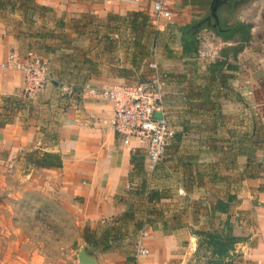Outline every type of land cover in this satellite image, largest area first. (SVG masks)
Returning a JSON list of instances; mask_svg holds the SVG:
<instances>
[{"label":"crops","instance_id":"1","mask_svg":"<svg viewBox=\"0 0 264 264\" xmlns=\"http://www.w3.org/2000/svg\"><path fill=\"white\" fill-rule=\"evenodd\" d=\"M155 1L0 0V63L11 52L33 50L47 60L50 81L45 92L22 98L23 74L0 66V98L15 97L13 108L20 104L12 121L0 126V169L9 183L11 176L25 183L18 197L36 193L73 216L76 236L67 244L64 264H79L81 248L94 264H197L192 229H206L209 218L217 228L227 216L241 238L230 252L232 264H264V188L259 189L264 175L243 173L236 181L226 179L233 190L215 191L220 168L234 166L238 149L231 136L237 125L244 127V137L258 131L256 124L264 126V0H225L216 18L211 0H165L168 19L155 16ZM136 11L148 16L143 30L123 19ZM218 11L225 24L251 26L248 42L237 52V35L224 39L213 29ZM188 24L204 26L193 54L183 52L180 28ZM141 52L148 56L142 59ZM150 60L168 74L164 106L174 135L161 160L142 176L144 150L122 143L110 123L111 102L96 92L140 78ZM42 152L59 155L61 166L34 163ZM168 184L190 202L184 220L182 213L158 206L171 198ZM152 190L160 198L148 203ZM204 193L210 194L207 205ZM229 196L228 211L211 215L214 202ZM250 209L254 213L247 218ZM140 222L143 227L136 230ZM85 229L95 238L106 231L124 236L103 250L85 242ZM139 248L148 253L139 254ZM33 264H42L41 257Z\"/></svg>","mask_w":264,"mask_h":264},{"label":"rangeland","instance_id":"2","mask_svg":"<svg viewBox=\"0 0 264 264\" xmlns=\"http://www.w3.org/2000/svg\"><path fill=\"white\" fill-rule=\"evenodd\" d=\"M221 17L227 22L231 19L230 16L225 13L222 14ZM27 53L35 54L36 52L29 50L24 54ZM36 54L41 56L38 53ZM45 61L47 62V60ZM46 84L50 85V81L48 80ZM43 91L45 92V89ZM29 94L31 93L24 91L21 97L24 98ZM2 106H4V102L1 97L0 114L6 112L2 109ZM19 106L20 104L16 106L17 108H12L13 112L8 110L9 114L15 115L16 111L20 109ZM256 127L260 128L256 134H252V138L258 140V145L253 152V158H255V160H253V158L251 159V166L256 165V167H258L259 164L264 166V126L256 124ZM236 131L237 135L231 136V141L234 143L244 133V127L238 124ZM222 133L223 132L220 133L221 138L224 136ZM247 134H249L248 131ZM222 142H220V144L226 143L225 140H222ZM228 157H233V153L231 152L227 158ZM245 163V157L237 152V156H234V166L231 169L224 167L220 168V184H218L215 189L217 194H223V190H227L228 188L233 190L234 185L231 184L228 186V180L236 181L243 173L246 175L248 172H258L261 167L260 166L259 169L249 168L246 170V168L243 167ZM149 170L151 169L147 162V167L144 168L141 175L149 174ZM5 176L7 181L5 169H0V264H25L26 260L29 262L32 261L31 264H33V259L39 257H41L42 264H64L63 259L65 249L68 246L67 244L76 236L77 228L73 216L63 205L57 204L56 201L44 200L36 193L26 191L27 193L23 197H18V193L25 187V183H21L20 179H15L12 176L10 177V183L8 181L6 182ZM168 185L169 187H167V190L171 198L166 201H159L158 206L160 208L172 209L173 213H182V219L184 220V206L189 205L190 202L184 200V192L179 190V187L172 184ZM203 188H210L209 190L213 191L211 189L212 186L209 185ZM9 193H12V195H8ZM209 195L206 193L202 194L203 200H205L204 204L206 205V198ZM207 200L209 201V199ZM195 203H197L196 208L203 207L201 203ZM253 213L254 210L250 209L246 217L248 216L247 218H251ZM224 220V218L219 220L220 223H218L217 228L220 227V224H222ZM215 224L216 221H211L210 218L204 221V227L206 229H215L213 226ZM196 230L200 229H192L193 232ZM203 253V247L195 253L198 259L197 264H204L205 257H203ZM23 259H25V262Z\"/></svg>","mask_w":264,"mask_h":264},{"label":"built area","instance_id":"3","mask_svg":"<svg viewBox=\"0 0 264 264\" xmlns=\"http://www.w3.org/2000/svg\"><path fill=\"white\" fill-rule=\"evenodd\" d=\"M152 7L156 17L170 18L165 0L155 1ZM0 66L19 70L23 74L24 91L27 93L42 90L49 80V66L36 53L21 55L11 52ZM146 67L148 72L143 78L114 84L96 93L111 102L110 123L122 143L131 150L143 149L148 166L153 169L161 160L174 129L164 106L168 74L159 68L155 60L148 61ZM133 139L136 140L135 145L131 144ZM137 252L147 254L148 250L139 248Z\"/></svg>","mask_w":264,"mask_h":264},{"label":"trees","instance_id":"4","mask_svg":"<svg viewBox=\"0 0 264 264\" xmlns=\"http://www.w3.org/2000/svg\"><path fill=\"white\" fill-rule=\"evenodd\" d=\"M217 17L218 19L220 17L219 11ZM123 19H128L127 22L130 23V27L134 29L143 30V28L148 25V16L142 12H129ZM203 27V24L200 26H197L196 24H188L180 28L184 54L196 53V33ZM250 28L251 26L246 23L235 22L233 24H225L221 22V19H219V23L213 27L215 32L218 35L222 36L224 39H231L235 35L239 37V43L235 46L234 52H237L239 50V47L242 43L248 42L250 38ZM151 34L155 35L156 32L152 31ZM148 36L151 35L148 34ZM146 56H148V54L146 55L144 54V52H141L140 57L142 59ZM214 64H219L221 66L222 63L215 62ZM144 76L145 73L144 75H140V78H135L133 81L141 79ZM2 100L4 102V106H2V109L6 112H4V114H0V126L12 121L13 114H9L8 110L13 112V105L17 104L18 102V100L13 96H4L2 97ZM256 133L257 131L254 132V134ZM237 144L238 154L246 156V163L244 164L246 170L249 168L259 169V167L261 166L258 172H248L246 173V176L256 178L264 175L263 165L259 164L258 167H256V165L251 166V159L254 156L253 152L258 145V140L253 139L252 135L250 134H247L246 137H244V134H242L238 138ZM253 160H255V158H253ZM34 163L44 167H60L61 158L57 154L42 152L38 158H35ZM263 188L264 186L259 187V189ZM146 196L148 203H152L156 201V199L160 198V196L154 190L148 191ZM232 199V196H229L226 200L217 199L214 202L213 208L211 209V215L216 212L226 213L228 211L230 203L232 202ZM126 216H128V214H126ZM152 222L153 221H149V223ZM142 227L143 223L140 222L136 225V230H140L142 229ZM193 234L197 237L196 252L199 251L202 247L204 249V253L202 254L203 257H205L204 264H232L230 252L233 249L234 244L240 241L241 238L233 234V223L230 221L228 216L225 218L222 224H220L219 228L211 230L200 229L194 231ZM122 236H124L123 233H111L110 231H106L100 238H95V236H93V233H91L88 229H85L83 232L84 240L88 245H101V249L103 250L109 248L112 242L120 240Z\"/></svg>","mask_w":264,"mask_h":264},{"label":"water","instance_id":"5","mask_svg":"<svg viewBox=\"0 0 264 264\" xmlns=\"http://www.w3.org/2000/svg\"><path fill=\"white\" fill-rule=\"evenodd\" d=\"M224 1L225 0H211V13L214 16V18H216V9L218 5ZM78 260H79V264H94L95 262L94 258L86 252L85 248H81L79 250Z\"/></svg>","mask_w":264,"mask_h":264}]
</instances>
